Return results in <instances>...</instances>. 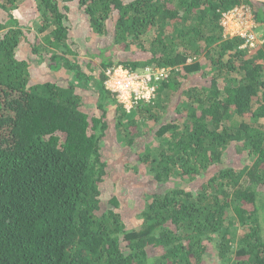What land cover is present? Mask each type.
<instances>
[{
  "label": "trees",
  "instance_id": "16d2710c",
  "mask_svg": "<svg viewBox=\"0 0 264 264\" xmlns=\"http://www.w3.org/2000/svg\"><path fill=\"white\" fill-rule=\"evenodd\" d=\"M29 1L0 0V264H264V0H77L81 37L72 0H32L27 26L14 10ZM242 3L263 28L253 46L224 35ZM31 31L36 60L19 55ZM108 37L122 54L89 51ZM117 65L174 69L127 111L104 86ZM111 130L146 134L131 167L159 185L131 206L102 194Z\"/></svg>",
  "mask_w": 264,
  "mask_h": 264
},
{
  "label": "rangeland",
  "instance_id": "374dc122",
  "mask_svg": "<svg viewBox=\"0 0 264 264\" xmlns=\"http://www.w3.org/2000/svg\"><path fill=\"white\" fill-rule=\"evenodd\" d=\"M60 5L63 4V0H58ZM68 4L71 5L70 11L74 14V21H73V35H76L77 37H81L84 34L83 26L84 24L87 25L88 21L86 20L85 14L83 11H80L78 7L77 0H72L68 2ZM25 6V7H24ZM237 12H241L240 17H237L235 13H231L226 18L227 27L224 28V35H236L238 32H245V29H252L255 37L256 35H262L263 28H255L257 26V23L254 19V15L252 13L251 7L246 5L245 3H242L239 7V10ZM15 16L19 17L20 23L23 25H30L33 23V21L36 19V16L38 15V8L35 2L30 0L28 2V5L18 6L14 10ZM8 15L7 12L0 9V21H8ZM80 19L82 21H80ZM85 29V28H84ZM89 28L86 31H88ZM4 31V30H3ZM29 43H26L21 50V53L19 55H22L23 57H27L29 60H36L37 55L35 52H32L31 45L35 41V32L31 31L29 32ZM108 49L109 54L113 55L116 54H122V50H119L115 48V45L111 44L110 37L107 39H92L90 43L91 49L89 51H95L100 52L99 49L101 47H105ZM108 46V47H107ZM83 48V46H82ZM133 55H137L139 57H143V53H133ZM87 56V55H86ZM84 59H87V57H84ZM48 68L45 66L34 65L33 72L35 73L36 77H39L41 75L42 77H46L47 80H50L52 78V75L50 73H47ZM51 75V76H50ZM59 75H62V78L64 79L65 72H61L59 74H56L57 77L56 80H58ZM61 77V76H60ZM40 78V77H39ZM43 79V78H41ZM113 102V101H110ZM109 115L108 118L111 119V115H114L115 106L109 105ZM172 117L173 113L170 114ZM133 129V128H132ZM146 138V134L142 133L140 136V139H136V142L133 146L122 144L117 136L115 130H111L106 140L103 142V153L104 157L108 161V166L111 170L110 175H107L106 179L107 182L103 183L101 186L102 194L104 199L111 197L113 193H117L120 201L122 202V206L130 205L131 203H134L136 201H142V195L143 191H149L151 188H155V186H158L159 184L154 181V178L152 175H149L148 171L141 170L140 174H135L133 170L134 168L131 167V162L133 161L134 152L140 148L138 145H141L140 143L144 141ZM243 154L239 153L236 148L232 145L229 147L227 154H226V162L227 163H237V165H241L243 161ZM172 185V184H171ZM175 185V184H174ZM173 185V186H174ZM140 195V196H137ZM208 264H220L217 256H214L212 251H210L207 256Z\"/></svg>",
  "mask_w": 264,
  "mask_h": 264
},
{
  "label": "built area",
  "instance_id": "2783aa9c",
  "mask_svg": "<svg viewBox=\"0 0 264 264\" xmlns=\"http://www.w3.org/2000/svg\"><path fill=\"white\" fill-rule=\"evenodd\" d=\"M240 6L234 7L232 10L223 13L222 25L227 27L226 18L229 14L235 13L240 17L241 12H237ZM246 38L245 45L253 46L255 44V35L252 29H245V32H238ZM232 36V33H231ZM235 36V35H233ZM173 67H145L142 70L131 71L128 68L117 65L106 71L105 87L110 90L116 97L117 101L127 110L130 111L141 101H150L156 96L159 81L168 77Z\"/></svg>",
  "mask_w": 264,
  "mask_h": 264
},
{
  "label": "clouds",
  "instance_id": "9594fccd",
  "mask_svg": "<svg viewBox=\"0 0 264 264\" xmlns=\"http://www.w3.org/2000/svg\"><path fill=\"white\" fill-rule=\"evenodd\" d=\"M174 69V68H173ZM104 82H105V80H104ZM104 86H105V83H104ZM106 88V87H105ZM107 89V88H106ZM108 90V89H107ZM110 91V90H109ZM111 92V91H110ZM114 95V94H113ZM114 97H115V95H114ZM156 97V96H155ZM115 99H116V97H115ZM116 101H117V99H116ZM118 102V101H117ZM141 102H144V101H141ZM146 102V101H145ZM148 102V101H147ZM119 103V102H118Z\"/></svg>",
  "mask_w": 264,
  "mask_h": 264
}]
</instances>
